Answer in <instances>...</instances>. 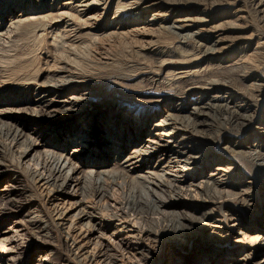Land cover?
<instances>
[{"label":"bare ground","instance_id":"bare-ground-1","mask_svg":"<svg viewBox=\"0 0 264 264\" xmlns=\"http://www.w3.org/2000/svg\"><path fill=\"white\" fill-rule=\"evenodd\" d=\"M43 2L0 0V41L31 32L48 39L52 56L31 96L21 98L10 93L16 80L0 54V132L17 147L16 168L29 157L40 166L44 158L30 170L34 178L53 194H78V207L95 185L103 211L109 190L127 185L126 208L117 203V212L103 217L84 207L74 217L101 240L110 229L111 237L143 234L134 252L143 263L136 264H155L147 243L165 237L190 243L196 236L204 242L191 264H264V0ZM101 39L128 41L137 57L152 62L136 77L156 89L132 94L148 108L135 122L117 99L131 94L108 87L92 67L110 63L99 51L90 54ZM64 132L71 140L62 143ZM114 146L121 152L109 156ZM7 172L0 161V176ZM13 177L2 191L8 195L24 190ZM143 210L152 216L149 226L111 223ZM98 214L108 219L102 225L94 223ZM19 232L9 228L0 236Z\"/></svg>","mask_w":264,"mask_h":264},{"label":"rangeland","instance_id":"rangeland-1","mask_svg":"<svg viewBox=\"0 0 264 264\" xmlns=\"http://www.w3.org/2000/svg\"><path fill=\"white\" fill-rule=\"evenodd\" d=\"M36 1L38 0H32V2ZM43 3L48 4L49 6L51 0H45ZM33 5L35 6L34 3ZM146 18L149 20L151 19L149 15ZM8 38L0 41V54H3L6 60L9 59L8 61L11 63L9 69L13 74V78H10L13 81L12 83H15L16 80L10 93L13 94L12 96L14 97L17 95H21V98L30 97L35 82L40 81L41 77L45 75V71H43L47 64L44 63L45 58L47 60L52 58L48 53V39H46V37H37L31 32L24 33L19 31L10 34ZM101 40L103 42H100L103 44L99 42L98 45H94L93 47L97 46L95 49L88 42V46L90 45V54H93L94 56L89 55L96 57V53L97 55L102 53V56L105 54L104 56H108L110 63L107 67H102L99 63H94L92 67L98 69V73H100L99 75L102 77L101 79L108 85V87L116 88L122 93L125 92L131 94L132 98L130 97V100L123 98L117 99L122 101V106L131 108L132 120L135 122L143 116L145 110H148V108L146 107L147 104L144 103L142 105L141 101L139 102L138 100H135L132 94L141 93L146 89H156L155 85H152L151 87L150 85L149 87L144 86L143 83L137 81L136 77L142 74L145 69L146 71L150 69L152 67V62L148 59L146 60V58L141 59L137 57L132 49V44L128 41L126 42L122 40L121 42V40L112 39L110 42L111 39ZM91 47L93 48V51ZM101 47H103L105 51L102 50ZM88 51L89 50H87V52ZM94 51L96 52L94 53ZM148 63L149 65H147ZM95 64L98 65V67L94 66ZM144 65L145 67H143ZM26 75L29 77L28 79L26 78ZM27 80H29V84ZM137 82L146 88L137 84ZM237 101L238 100H235L236 103L240 102ZM63 135L60 134L58 136L60 142L62 141V143H65L68 140H71V138L69 139V137L65 136V132ZM5 137L6 136L3 133L0 134V149H2V153H0V161L6 164V170L8 171L0 176V233L7 231L9 228L12 230L18 228L20 232L15 234L8 233L7 235L0 236V264H54V262L60 264L143 263L142 260H139V256L134 255L135 248L137 247L136 241L144 239L143 234L140 235L136 232L125 230L122 234L111 237L112 230L110 229L105 233L106 236L104 240H101L96 238L95 235L89 234V231L84 226L85 222L83 220L74 217L78 209H83L84 207L86 210L94 209L96 212H99V210L102 211L103 217H110L111 213L113 214L117 212V203H121L122 206L126 208L127 204L131 201V193L129 192L130 189L127 188V185L124 189L115 187L109 190L108 198L104 200V205L106 204L108 206V211L100 209L103 202H98V194L95 185L89 186L90 189L88 188L82 196L84 203H80L81 205L79 204L80 206L78 207V205H75L80 198V196L78 198V194L75 197H64L53 194L48 186L43 185L39 179L37 180V178L33 177L31 171L39 170L44 163V158L39 159L40 166H36L30 161V157L24 159L20 161V164L18 165L19 168L17 169V147H10V138ZM145 138L146 135L144 134L143 139ZM260 140L261 139L258 135H254L252 138V142H256L255 144ZM110 151L112 152H110L109 156H113L114 153L118 155V153L121 152L119 146H114ZM122 156L123 155H121L120 158ZM48 164V166L52 165L50 162H48ZM138 166L139 164L136 163L134 167H131L130 169H135V167ZM26 167L30 169L27 170ZM47 168L49 169V167ZM47 168L46 171L48 170ZM13 176L20 178L24 190L19 191L20 193L18 192L16 195H8L7 192L2 191L4 186L7 185L6 183H9L7 181ZM125 184H127V182ZM198 197L199 196H197V198ZM23 202H27L25 207H21ZM199 204H202L200 199L197 200V205ZM147 213L148 212L145 210L141 211L139 214L131 213V216H128L123 220H112L111 223L114 224L116 228H119L122 224L124 225L125 222L131 226H136L137 221L144 226H149L152 216ZM101 219L103 223L108 220L101 218L100 214H98L96 215L94 223H100V225H102L103 223L100 221ZM251 220H255L254 217H251L250 221ZM35 223L38 224V226L44 227L45 231L42 234L43 236L39 235L34 228ZM11 239H14L15 242H7V240L9 241ZM111 241L120 244V247L111 243ZM145 242L147 243L148 241ZM203 242L204 240L201 241L197 236L193 238L190 243H185L183 240L176 237L157 239L150 244L147 243L150 247L152 246V253L149 254V257L155 261V264H176V262L179 264H191L196 258V254L194 253L195 247L198 246L199 248V244L201 245ZM108 244L110 245L108 247L109 251L105 250L103 247ZM7 249H11L12 252L5 253ZM103 252H106V259L105 257H100ZM241 255H243V253L237 255L235 259H238ZM110 256H114L117 261L115 259L114 261H111L109 258ZM11 259L14 261H11ZM136 259L139 261H134ZM258 260H261V258H256L253 262H257Z\"/></svg>","mask_w":264,"mask_h":264}]
</instances>
